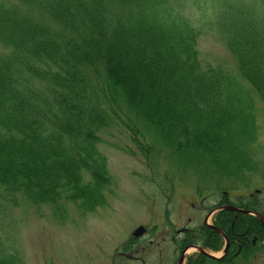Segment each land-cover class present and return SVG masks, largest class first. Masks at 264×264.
I'll return each mask as SVG.
<instances>
[{"label": "trees", "instance_id": "trees-1", "mask_svg": "<svg viewBox=\"0 0 264 264\" xmlns=\"http://www.w3.org/2000/svg\"><path fill=\"white\" fill-rule=\"evenodd\" d=\"M192 7L211 19L237 74L202 67ZM259 101L264 0H0V217L20 198L60 222L68 203L84 215L104 207L114 179L100 145L114 130L168 199L252 186ZM240 205L264 216L257 200ZM214 225L227 255L186 264H250L264 248L254 216L223 212ZM9 227L0 224V264H26ZM174 243L218 252L225 241L203 225Z\"/></svg>", "mask_w": 264, "mask_h": 264}, {"label": "rangeland", "instance_id": "rangeland-1", "mask_svg": "<svg viewBox=\"0 0 264 264\" xmlns=\"http://www.w3.org/2000/svg\"><path fill=\"white\" fill-rule=\"evenodd\" d=\"M200 11L197 7L190 8L191 18L197 20L195 26L202 32L198 45L202 67L221 66L237 74L236 60L221 36L207 25L211 19L202 16L199 20ZM256 108L259 144L255 159L259 162V171L251 191L245 192L246 186L234 188L236 201L245 196L247 202L253 191L260 190L259 197L264 198V104L259 101ZM103 136L105 141L100 150L108 160L114 179L106 207L84 215L68 203V220L60 222L48 207H42L38 214L20 198L19 207L10 208V215L0 217V224L5 222L10 226L3 231L18 237L26 264H177L180 252L171 242L172 234L190 230L207 219L211 224V213L207 216L208 211L202 208L192 189L180 190L167 205V199L147 182L149 172L140 152L134 149L135 155H132L126 149H133V145L124 133L114 130ZM209 199L203 202L211 203L213 198ZM166 210L170 211L169 220ZM139 227L143 229L141 239L129 252L123 253L124 243L136 235ZM193 252L190 250L189 254ZM251 264H264V248Z\"/></svg>", "mask_w": 264, "mask_h": 264}, {"label": "flooded vegetation", "instance_id": "flooded-vegetation-1", "mask_svg": "<svg viewBox=\"0 0 264 264\" xmlns=\"http://www.w3.org/2000/svg\"><path fill=\"white\" fill-rule=\"evenodd\" d=\"M230 203H232V200L230 198L229 195H223L217 202V206H220V205H229ZM223 212H220V213H217L216 215H214V218H213V223H215L218 218H219V214H221ZM217 227V226H216ZM227 237V236H226ZM228 239V238H227ZM229 240V239H228ZM230 242V241H229ZM135 247V244L132 245L131 249ZM228 253V251H227ZM226 253V255H227Z\"/></svg>", "mask_w": 264, "mask_h": 264}, {"label": "water", "instance_id": "water-1", "mask_svg": "<svg viewBox=\"0 0 264 264\" xmlns=\"http://www.w3.org/2000/svg\"><path fill=\"white\" fill-rule=\"evenodd\" d=\"M231 210H234V211H238L237 209L235 208H231ZM262 219V218H261ZM142 233V230L140 229L138 232H137V235H140ZM227 249V248H226ZM197 250L200 251L201 253L205 254V255H208V256H212L210 255L209 253H207L204 249L200 248V247H197ZM226 252V250L224 251ZM184 258L180 259V262L179 264H182Z\"/></svg>", "mask_w": 264, "mask_h": 264}]
</instances>
